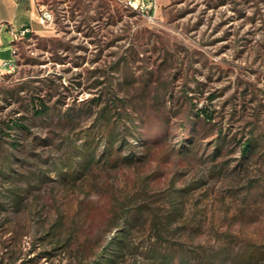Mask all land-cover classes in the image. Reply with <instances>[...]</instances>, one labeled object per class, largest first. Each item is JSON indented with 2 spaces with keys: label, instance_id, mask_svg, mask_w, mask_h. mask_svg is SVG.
I'll use <instances>...</instances> for the list:
<instances>
[{
  "label": "rangeland",
  "instance_id": "1",
  "mask_svg": "<svg viewBox=\"0 0 264 264\" xmlns=\"http://www.w3.org/2000/svg\"><path fill=\"white\" fill-rule=\"evenodd\" d=\"M30 1L0 264H264V0Z\"/></svg>",
  "mask_w": 264,
  "mask_h": 264
},
{
  "label": "crops",
  "instance_id": "2",
  "mask_svg": "<svg viewBox=\"0 0 264 264\" xmlns=\"http://www.w3.org/2000/svg\"><path fill=\"white\" fill-rule=\"evenodd\" d=\"M30 4V0H0V59H14L16 44L11 29L19 32L33 26L35 12Z\"/></svg>",
  "mask_w": 264,
  "mask_h": 264
},
{
  "label": "built area",
  "instance_id": "3",
  "mask_svg": "<svg viewBox=\"0 0 264 264\" xmlns=\"http://www.w3.org/2000/svg\"><path fill=\"white\" fill-rule=\"evenodd\" d=\"M53 18V14L48 9H42V13L40 16L41 22L49 21ZM30 28H25L21 31H16L15 29H11V35L13 37V41L18 39L27 38V34L30 32ZM14 54L16 53V49L13 51ZM14 59H0V70L8 69L11 70L14 68Z\"/></svg>",
  "mask_w": 264,
  "mask_h": 264
},
{
  "label": "trees",
  "instance_id": "4",
  "mask_svg": "<svg viewBox=\"0 0 264 264\" xmlns=\"http://www.w3.org/2000/svg\"><path fill=\"white\" fill-rule=\"evenodd\" d=\"M30 35H31V33H28V36H30ZM40 103H41L40 106L39 105H36V107H35V113L37 115H39V116H42V115H45V114L48 113L49 108L47 107L46 104H44V102H40ZM16 124H17V122H16ZM243 147H244L245 152L248 151L250 149V147H251L250 142L249 141L245 142V144L243 145ZM120 236H125V235L120 234ZM123 238L124 237H119L117 239L115 238L117 240L116 244L119 245L120 244L119 242L124 241ZM111 261H112L111 257H108V259H106V260L104 259L103 261H101L100 264H111Z\"/></svg>",
  "mask_w": 264,
  "mask_h": 264
}]
</instances>
